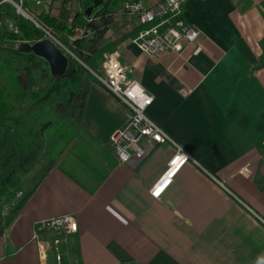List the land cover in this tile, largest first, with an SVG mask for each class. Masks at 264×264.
<instances>
[{
	"label": "crops",
	"instance_id": "obj_1",
	"mask_svg": "<svg viewBox=\"0 0 264 264\" xmlns=\"http://www.w3.org/2000/svg\"><path fill=\"white\" fill-rule=\"evenodd\" d=\"M242 5L184 1V20L199 29L197 53L189 45L149 55L131 38L116 48L153 95L147 114L193 159L152 195L174 146L152 143L141 159L120 161L109 135L130 110L92 82L81 119L89 136L47 171L0 232V264H59L51 232L34 231L62 213L74 214L78 228L70 233L76 252L66 248L61 264H264V65L256 66L264 18L257 3ZM127 15L114 21L131 29Z\"/></svg>",
	"mask_w": 264,
	"mask_h": 264
},
{
	"label": "trees",
	"instance_id": "obj_2",
	"mask_svg": "<svg viewBox=\"0 0 264 264\" xmlns=\"http://www.w3.org/2000/svg\"><path fill=\"white\" fill-rule=\"evenodd\" d=\"M236 1L244 3L242 10L253 2ZM121 3L123 0H102L93 7L95 17L91 20L82 18L85 10L75 15L66 8L59 15L35 10V18L73 53H66L68 65L62 75L52 74L44 58L18 50V35L0 28V232L47 171L59 165L69 152H77L89 136L81 119L89 85L100 83L95 74L99 59L147 24H136L130 32L103 40ZM257 6L264 18V0H259ZM21 29L22 37L42 36L41 29L29 20H21ZM81 29L83 35L78 32ZM258 43L261 53L256 66L260 67L264 65V36ZM32 171L31 183L26 187L24 176ZM50 232L55 251L53 239H60L57 250L61 264L68 252H76V240L71 232ZM64 238L66 242L60 243Z\"/></svg>",
	"mask_w": 264,
	"mask_h": 264
},
{
	"label": "built area",
	"instance_id": "obj_3",
	"mask_svg": "<svg viewBox=\"0 0 264 264\" xmlns=\"http://www.w3.org/2000/svg\"><path fill=\"white\" fill-rule=\"evenodd\" d=\"M73 0H0V10L4 6L12 8L14 14L31 21L41 29L42 36L34 39L19 37L21 29L11 19L7 21V28L18 35V43L22 40L33 42L42 38L51 39L65 54L73 53L35 18V10L49 13L57 7L70 8ZM185 0H156L150 5H143L139 1L125 0L124 10L134 15L138 24L153 22L150 26L141 28L131 39L146 54L157 55L168 49L180 52L185 46H192L191 53H197L201 47L196 43L199 29L188 24L183 18V3ZM87 6V5H86ZM86 6H83L84 11ZM2 16V15H0ZM95 11L84 14L83 18L91 20ZM116 51L109 53L102 63L100 72H96L101 85L108 90L117 100L126 105L130 114L127 121L115 128L109 135L110 144L120 161L130 162L133 158L141 159L152 143L170 142L174 151L168 159L166 168L160 178L151 188V194L158 196L163 188L170 182L180 166L192 156L156 121L146 112V108L153 101V95L132 74L130 65L117 59ZM147 138L150 145H143L141 140ZM242 172H247L243 167ZM4 205V212H5ZM78 228L77 219L72 213H62L36 222L34 235L38 236L39 230L52 232H75ZM58 237L53 239L56 258L59 259L57 243ZM45 244V243H44ZM41 245L44 250L46 244ZM120 264H135L133 261H124Z\"/></svg>",
	"mask_w": 264,
	"mask_h": 264
},
{
	"label": "rangeland",
	"instance_id": "obj_4",
	"mask_svg": "<svg viewBox=\"0 0 264 264\" xmlns=\"http://www.w3.org/2000/svg\"><path fill=\"white\" fill-rule=\"evenodd\" d=\"M124 1L125 0H123V3H121L120 4V6H118L117 7V9H116V11H115V18H117L118 19V21L120 20V19H122L125 15H127V16H129L128 18H130L131 20H133L132 21V28L130 29V27L128 26V25H130L129 23H126V22H124V21H122V22H116V21H114L110 26H109V30L107 31V33H105V34H107V35H105L104 36V38H103V40H107V39H110V38H116V37H118V36H116V34H118V30L119 31H121V32H123V31H125L126 29L128 30V27H129V29H130V31L134 28V24L136 25V24H138L137 23V20L135 19V17H134V15H132V14H129V13H127L125 10H124V8H123V5H124ZM134 1H139L140 3H142L143 5H150V4H152V3H154V1L155 0H134ZM253 2H252V4H254V3H258V1L259 0H252ZM92 3V0H73L72 1V4L70 5V8H68V7H65V6H63V7H61V8H55L54 9V11H51V12H49L51 15H59V12H60V10L62 9V8H66V10H68L69 11V14L70 15H75V14H77V13H81L83 10H82V8H83V6H86V5H89V4H91ZM242 3V2H241ZM243 5H244V3H242ZM251 4V5H252ZM99 6V5H98ZM97 6V7H98ZM96 7V6H95ZM0 15H2V16H0V28H6V29H8L7 28V21H8V19H11L13 22H15L19 27H20V29H21V20H22V18L20 17H18V16H16L15 14H14V12H13V10H12V8L11 7H9V6H4L1 10H0ZM83 18V17H82ZM129 20V19H128ZM128 22V21H127ZM153 22H151V23H147L146 24V27L147 26H150L151 24H152ZM44 26V25H43ZM120 28H121V30H120ZM9 30V29H8ZM82 29L81 30H79L78 32L80 33V35H83V33H82ZM130 31H127V32H130ZM120 33V32H119ZM124 33H126V32H124ZM124 33H122V34H124ZM122 34H120V35H122ZM19 35V34H18ZM119 35V36H120ZM23 36V30L21 29V32H20V35H19V37H22ZM58 38V37H57ZM127 38H129V37H126V38H124L123 40H125V39H127ZM131 38V37H130ZM132 39V38H131ZM60 40V39H59ZM122 40V41H123ZM114 51H116V49L115 50H112V51H108V52H106L105 53V55L102 57V58H100L99 59V61H98V66H97V72H100L101 71V69H102V63H103V59L109 54V53H111V52H114ZM99 84H101V83H99ZM103 87V86H102ZM30 174V173H29ZM27 176H29V175H27ZM25 177L24 178V183H26L25 181H26V178H28V177ZM23 183V184H24ZM25 185V184H24ZM8 207H9V204H7L6 205V207H5V211H7L8 210Z\"/></svg>",
	"mask_w": 264,
	"mask_h": 264
},
{
	"label": "water",
	"instance_id": "obj_5",
	"mask_svg": "<svg viewBox=\"0 0 264 264\" xmlns=\"http://www.w3.org/2000/svg\"><path fill=\"white\" fill-rule=\"evenodd\" d=\"M101 2L102 0H92V3L86 6L85 13L90 14L93 7L98 6ZM17 49L22 52H33L44 58L48 62L52 74L62 75L67 69V55L49 38L33 42L22 40L18 43Z\"/></svg>",
	"mask_w": 264,
	"mask_h": 264
}]
</instances>
